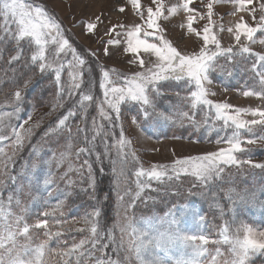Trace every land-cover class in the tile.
I'll list each match as a JSON object with an SVG mask.
<instances>
[{"label": "snow or ice", "instance_id": "obj_1", "mask_svg": "<svg viewBox=\"0 0 264 264\" xmlns=\"http://www.w3.org/2000/svg\"><path fill=\"white\" fill-rule=\"evenodd\" d=\"M200 2L204 5L203 9L195 8L194 0H175L174 3L151 0L147 7L140 0H127V4L142 22L133 23L131 26L113 25L103 34L108 35L109 39L104 41L103 35L98 39L106 56L111 55L112 47H123L125 54H131L129 63L137 65L139 70L129 76L106 69L98 60L87 59L86 54H97L78 49L72 43V37L66 35L61 23L43 5L35 3L34 0H0V43L11 41L15 45V54L11 55L10 63L23 58L22 50L24 53H31L30 58L25 59L23 88L18 87L14 93L12 111L0 112V142L10 141L7 150L0 146V175H8L7 169L15 164L16 155L23 149L24 141L31 137L34 130L33 126L24 127L31 120L32 113L29 112L26 119L20 116L24 103L23 89L32 86L38 79L47 78L50 84L55 85L59 101L65 94L62 74L66 72L69 77L68 94H80L77 102L80 112L86 115L90 104L95 102L98 116L108 122V130H105L103 124L97 125L94 117L93 129L96 135L86 140L85 147H78V140L69 131L63 150L58 155L54 150L52 158L44 163L51 165L54 160L59 167L72 155L75 148L78 159L85 155H95V163L103 164L104 159L109 157V146L104 141V153L95 152V140L97 136L111 135L116 156L110 162L114 177L113 191L117 197L115 222L104 232L101 227L103 201L96 194L97 182L92 161L84 159L80 168H73L69 163L68 170L58 179L65 180L69 172H77L82 183H86L87 188L91 189L88 195L96 203L92 206V211L86 212L79 221L74 222H82L86 227L76 230L87 231L89 235L78 243L74 242L71 247L60 248L58 245L56 250L49 247V242L54 237L59 238L63 225L68 223L66 219L59 218L64 214V200H58L55 205H51L47 198L34 197V202L44 209V219L37 217L30 223V208L22 206L16 193L10 192L7 200L0 197V252L7 253V256L0 255V264H50L52 257L59 258L56 264H252L257 256H264V230L238 220L235 208L231 206L228 211L232 213V218L224 221L219 229V239L214 241L204 234L206 218L195 209H190L187 204L176 205L164 216L139 217L135 222H126L130 217V210L139 208L138 201L143 203L145 199H152L151 196L144 197L146 190L159 192V187H151L152 181L165 185L166 192L175 188L172 195L177 197L182 194V185L189 184L190 195L206 198L211 196L216 202L219 199L217 189H222L225 175H231L230 170L243 171L245 167L264 170V163H255L249 156L250 146L264 145V54L254 52L251 47L255 44L264 47V35L257 38V33L264 34V0ZM220 3H230L233 11L228 15L237 17L235 21L229 22L226 29L222 23L223 18L216 19L214 12V6ZM118 10L123 13L125 7ZM180 12L185 15L180 26L202 41L199 50L191 54L179 51L166 38L165 29L159 23L160 20H166ZM245 16L250 18L251 23ZM100 21L101 17L96 16L95 20L76 22L73 27H81L86 34H90ZM200 21H204L203 27L197 29L195 25ZM222 31H227L234 42L227 48L222 46L218 36V32ZM3 52L4 48L0 46V56ZM141 53L144 54L143 57ZM245 56L255 57L249 69L253 73L255 84L251 87L245 85L241 94L244 98H255L261 103L255 108H234L227 102H213L210 97L215 93L208 87L212 83L209 73L226 70V65L217 63L218 59L222 57L226 61H235L236 57ZM97 71L102 99L93 92ZM85 73L88 76L87 89L82 88ZM170 82H177L186 94H176L178 103L172 107V111L165 112L157 108L156 101L165 94ZM125 110H134L131 124L137 127L162 120L172 126H183L187 122L191 129L205 128L209 133L216 132L215 144L218 150L178 158L170 165H153L148 169L141 166L134 172L137 178L134 194L124 191L121 181L125 179L129 157L139 163L131 150L132 141L126 138ZM74 114L75 106L66 115L58 118L55 125H49L44 135L59 134L66 128L70 129L69 121ZM6 119L23 120L18 125H11V136L3 133ZM117 128L120 130L118 139L114 135ZM257 130L262 134L257 136ZM189 141L193 142L191 136ZM221 144L224 146L219 147ZM30 155L39 156L35 146ZM36 167L37 164L33 162L31 168ZM85 168L88 173L86 178L83 176ZM55 180L53 173L49 171L42 180L44 189L47 190ZM66 182L69 186L75 184L71 179ZM4 186L3 181H0V190ZM192 189L199 191L193 192ZM19 191L17 189V193ZM69 194L65 192L64 196ZM224 195L233 204L237 200L253 204L257 201L256 192L247 189L237 192L234 188H228L224 190ZM110 199L111 194L106 193L104 200ZM13 202L20 208L19 213L12 210ZM215 206L220 207L218 202ZM260 206L264 207V201H260ZM186 214L198 217L196 234L184 232L182 220ZM220 216L223 219V208L220 209ZM53 222L57 227L56 231L52 230ZM42 229H47L43 231V238L38 231ZM117 231L120 234L118 238L115 234ZM210 243L216 245L215 255L210 259H202L209 255L206 246ZM89 244L91 247H86ZM222 247L224 251H221Z\"/></svg>", "mask_w": 264, "mask_h": 264}, {"label": "rangeland", "instance_id": "obj_2", "mask_svg": "<svg viewBox=\"0 0 264 264\" xmlns=\"http://www.w3.org/2000/svg\"><path fill=\"white\" fill-rule=\"evenodd\" d=\"M172 1L173 3L175 2L174 0ZM34 2L43 5L54 18V14L49 11L48 7L51 3V6L55 5L58 10L61 11L62 18H60L66 22L65 24L67 26H73L76 22H80V19L87 22L90 19H94L96 16H100L101 19H104L100 26L102 29L98 30L101 31V35L105 33L107 25L124 24L131 26L133 23L141 22L134 10H130L129 5L125 6L124 0H41L42 3L34 0ZM140 2L145 7L151 4V0H140ZM204 3H207V0H204ZM120 7H125L123 13L118 10ZM194 7L203 9L204 5L200 0H194ZM232 11L233 8L230 3H220L214 6L216 19L223 18L222 23L225 29L229 26L230 21H235L237 19L235 16L228 15ZM60 18L55 19L61 23L66 35L72 37V43L78 49L97 54L96 56H89L86 54L87 59L98 60L106 69L115 70L125 75L134 71L130 73L129 76L139 70L137 65L129 63L131 54H125L123 52V47L119 49L115 47L110 48L111 55L106 56L100 39H98L101 35L97 37L95 34H86L81 27L71 28L69 26V29L72 30L75 36L77 35L83 43L82 45ZM245 19L251 23L249 17L245 16ZM184 20V13L180 12L166 20L162 19L161 25L165 29V32L172 37L174 41L167 38L173 43H176L174 46L177 47L178 50L182 53L191 54L193 52H183V50L198 51L202 41H200L197 36L188 34L186 29L180 26ZM203 24L204 21H200L195 27L200 29L203 27ZM75 29L80 30V34L76 33V31L74 32ZM261 35L264 34L257 33V38ZM218 36L224 48L234 43L231 35L227 31L218 32ZM105 38H107L106 35H103L104 41H106ZM0 46L4 48L3 55L0 56V112H10L12 111L11 104L14 102L15 91L18 87L23 88V74L26 73L24 63L25 59L30 58L31 53H24L22 50L23 58L10 63L11 55L15 54L14 43L8 41L7 43H0ZM251 47L254 52L264 54V47H261V45L255 44L251 45ZM143 55L144 54L141 53V57H143ZM254 60L255 57L252 56L236 57L235 61H226L222 57L219 58L217 63L226 65V70L224 72L217 70L209 73L212 83L208 85V87L215 93L210 99H212L213 102H227L234 108L257 107L261 103L260 101L255 98H244L241 94V89L244 88L245 85L251 87L255 84L253 73L249 71ZM93 67H95V65H93ZM62 79L65 81V94L59 101L56 95L55 85L50 84L47 78L38 79L33 82L32 86L23 89L24 103L21 106L23 111L20 113V116L26 119L27 114L29 112L32 113L31 120L28 124L24 125V127L28 128L33 126L34 130L31 137L24 141L23 149L16 155L15 164L7 169L8 175H0V181H3L5 185L4 188L0 190V197L7 200L10 192L16 193L22 201V206L30 208L28 217L30 223L34 222L37 217L44 219L42 215L44 209L38 203L34 202V197L39 196L47 198L48 203L51 205H55L58 200L65 201L63 217H59V214H57V216L61 220L66 219L68 223L63 225L62 235L59 238L54 237L49 242V247L53 250H56L58 245L60 248L71 247L74 242L78 243L80 239L89 235L87 231L76 230L86 227L82 222H74L79 221L80 217H83L86 212L92 211V206L95 204L94 202L92 205L89 203L90 205L79 211L77 215H75L73 210L66 212L69 200L72 197L78 195V193L91 191V189L87 188L86 183H82L81 177L75 171L69 172L65 180L58 179L61 174L68 170L69 163H71L73 168H80L84 159H90L93 163V171L97 182L96 194H99L98 198L103 201V204H108L107 200H104V196L106 193L111 194V216L108 217V215H103L102 219V221L105 219V221L109 223V226L104 225L101 221V227L104 232H107L115 222L117 210V197L113 191L114 177L112 175V164L110 162L111 159L115 158L116 151L112 148L114 141L111 135L107 137L97 136L95 140V152L100 154L104 153V141H107L109 146V157L104 159L103 164L95 163V155H91L90 157L85 155L78 159L75 155L77 150L75 148L73 149L72 155H70L65 162L61 163L59 167H57L54 160L51 165L44 163L45 160L52 158L54 150L57 155L63 150V146L67 143L69 131H71L73 137L78 140V147H85L86 140H90L96 135L93 129L94 117L96 118L97 125L103 124L105 130H108V122L98 116L95 102L90 104L86 115L82 114L77 103L80 99L79 92L74 95H69L67 91L69 77L66 72L62 74ZM95 79L96 84L93 88V92L102 99L99 89L98 71L95 73ZM121 79H123V77ZM84 81L85 83L82 85V88L87 89V73L84 74ZM174 87L181 88L177 82H170V86L167 87L166 91V99H163L164 97L161 96L156 101L159 110L165 112L172 111V107L178 103L177 95L171 93ZM183 91L185 92L184 89ZM185 94H181L180 96ZM170 100L172 101L170 102ZM74 106L75 114L70 118V129L66 128L62 133H53L49 136H45V130L49 125H55L58 122V118L66 115ZM125 111V119L127 120L125 124L126 138L132 141L131 150L134 151L136 160H138L139 163H136V161L129 157V162L125 169V179L121 181V188L124 191L134 194L137 179L134 172L141 166H143L144 169H148L153 165H170L178 158L203 155L218 150V146L215 144V140L217 139L216 132L209 133L205 128H200L199 130L191 129L187 122H185L183 126H172L166 124L162 120H156L144 127H137L131 124V116L134 110ZM248 119H251V117H248ZM22 122V119H6V126L3 129L4 135L11 136V125H18ZM37 124L38 126H35ZM119 132V128L114 132L117 139L119 138ZM173 133H175V136ZM223 134L224 133H221V135ZM261 134L259 130L256 131L257 136ZM190 136L193 142L189 141ZM245 136H247V133H245ZM8 143H10V141L0 142V146H4L7 150ZM34 146L39 151V156L30 155ZM223 146L224 145L221 144L219 147ZM250 148L251 151L249 156L253 162L264 163V145L250 146ZM33 162L37 164L35 169L31 168ZM49 171L53 173L56 180L54 184L48 186L47 190H45L42 180ZM230 172L231 175H225V182L223 183L222 189H217L219 192V199L216 202L213 201L211 196L206 198L194 194L190 195L189 188L191 186L189 184L182 185V194L177 197L172 195V193L176 191L175 188L171 189L170 192H166L165 185H158L156 181H152L151 187H159V192L146 190L143 194L144 197L151 196L152 199H145L143 203L138 201L139 208L130 210L129 215L133 218V222H135L139 217L164 216L169 209L175 208L176 205L187 204L190 209H195L199 215L206 218L203 229L204 234L208 235L209 239L214 241L219 239V229L224 225V221H230L232 218V213L228 211L231 206L235 208L238 220H243L252 224L254 227L264 230V207L260 206V201H264V170L245 167L243 171L230 170ZM87 175V169L85 168L83 176L86 178ZM10 177H14V179ZM104 178L106 180L105 183L102 182ZM67 179L73 180L75 182L74 186H69L66 182ZM188 179H191V177ZM177 183H179V181H177ZM228 188H234L237 192H243L245 189L254 191L257 194V201L253 204L251 202L237 200V202L233 204L224 195V190ZM17 189L20 190L18 193ZM192 191L197 192L199 189H192ZM205 191H207V189H205ZM65 192L70 194L65 197ZM89 197L88 199H90ZM217 202L220 207L215 206ZM11 207L14 212H20V208L16 207L14 202ZM221 208L224 210L223 219L220 216ZM120 211L121 215H123V210L121 209ZM68 214L73 215V218L69 217ZM197 222L198 217L196 215L186 214L182 220L184 232L196 234L198 231ZM46 230L47 229L38 230L41 232V238H43V231ZM52 230H57L55 222H53ZM115 234L117 237L120 235L118 231ZM86 247H91V245H86ZM206 247L209 249V255L202 257V259H210L212 255H215V244L210 243ZM108 251L110 252V249ZM221 251H224L223 247ZM178 254L179 253H174V255ZM0 255L7 256V253L0 252ZM96 255H99V253H96ZM113 258L115 257L113 256ZM58 259V257H52L50 264H56V260ZM252 264H264V256H257L252 261Z\"/></svg>", "mask_w": 264, "mask_h": 264}, {"label": "trees", "instance_id": "obj_3", "mask_svg": "<svg viewBox=\"0 0 264 264\" xmlns=\"http://www.w3.org/2000/svg\"><path fill=\"white\" fill-rule=\"evenodd\" d=\"M35 1H39L41 2V0H35ZM42 3V2H41ZM49 11L54 14L55 18L59 19L58 16L56 15V13H54L49 7H48ZM105 178L103 179V183H105ZM99 196V194H97V197ZM88 192L86 193H78V195L72 197L70 200H69V205L66 209V212L70 211V210H73L75 212V215H77V213L81 210H83L85 207L89 206L90 204L92 205L93 202L96 203L95 200L91 199H88ZM110 200H107L108 204H103V215L104 216H111V213H112V209L110 207ZM90 203V204H89ZM69 217H72L73 218V215H70L68 214ZM104 225L106 226H109V223L107 221H105V219L102 221ZM118 238V237H117ZM121 255H123V253H121Z\"/></svg>", "mask_w": 264, "mask_h": 264}, {"label": "crops", "instance_id": "obj_4", "mask_svg": "<svg viewBox=\"0 0 264 264\" xmlns=\"http://www.w3.org/2000/svg\"><path fill=\"white\" fill-rule=\"evenodd\" d=\"M125 2V6H127L128 4H127V0H124ZM175 1V0H174ZM166 2H168V3H173V1L172 0H166ZM51 3V2H50ZM52 4V3H51ZM51 4L49 5V7L51 6ZM54 8H53V7ZM51 7H50V9L54 12V13H56V15L58 16V18H62V14H61V11H59L58 10V8L55 6V5H52ZM130 6V5H129ZM56 8V9H55ZM130 10H132V8H131V6H130V8H129ZM60 18V19H61ZM62 20V19H61ZM81 21H82V19H80ZM92 20H95V18L94 19H92ZM104 19L102 18L101 19V21L100 22H97V28L95 29L96 31H94L93 33H90V34H95L97 37H98V35H101V31H98L99 29H102V27H100L101 26V23H102V21H103ZM62 22L65 24L66 22H64V20H62ZM142 22V21H141ZM140 22V23H141ZM160 24H161V20H160ZM66 25V24H65ZM67 26V25H66ZM71 28L73 27L72 25H69ZM69 26H67L68 27V29L70 28ZM112 27V25H107V29H109V28H111ZM75 28V27H74ZM73 28V29H74ZM70 30V29H69ZM72 33H73V31L72 30H70ZM76 31V33H78V34H80V30H78V29H75L74 30V32ZM73 35L75 36V34L73 33ZM165 36H166V38L168 37V38H170V39H172V37L169 35V34H167L166 32H165ZM84 37V36H83ZM106 37L107 38H105V40H107V39H109V36L108 35H106ZM75 38H77V41L79 42V43H81L82 45H83V43L80 41V39L77 37V35L75 36ZM171 41V40H170ZM172 41H174L173 39H172ZM221 41V40H220ZM174 44H176V43H174ZM180 51V50H179ZM183 52H195V51H184L183 50ZM112 68V67H111ZM132 72H134V71H131V72H129L128 73V75L130 74V73H132ZM172 94H179V95H181V94H185V92L183 91V89L182 88H178V87H174L173 89H172V92H171ZM164 98L163 99H166L165 98V96H166V92H165V94L164 95H162ZM162 99V100H163ZM172 100H170V102H171ZM169 102V103H170ZM165 110V109H164Z\"/></svg>", "mask_w": 264, "mask_h": 264}, {"label": "clouds", "instance_id": "obj_5", "mask_svg": "<svg viewBox=\"0 0 264 264\" xmlns=\"http://www.w3.org/2000/svg\"><path fill=\"white\" fill-rule=\"evenodd\" d=\"M133 221V218L130 216L129 218H128V221H126V222H132Z\"/></svg>", "mask_w": 264, "mask_h": 264}]
</instances>
